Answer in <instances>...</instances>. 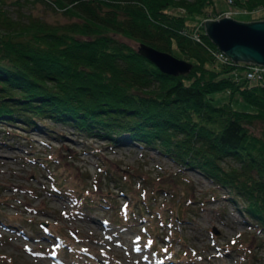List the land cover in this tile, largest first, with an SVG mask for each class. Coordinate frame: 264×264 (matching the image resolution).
<instances>
[{"label": "trees", "instance_id": "trees-1", "mask_svg": "<svg viewBox=\"0 0 264 264\" xmlns=\"http://www.w3.org/2000/svg\"><path fill=\"white\" fill-rule=\"evenodd\" d=\"M49 1L69 18L14 17L0 3V121L50 116L110 142L147 143L228 186L264 228V71L248 76L249 62L219 58L203 24L225 7L264 9V0ZM140 40L191 67L163 71L137 50ZM217 89L251 107L213 101ZM226 155L239 164L225 165Z\"/></svg>", "mask_w": 264, "mask_h": 264}, {"label": "rangeland", "instance_id": "rangeland-1", "mask_svg": "<svg viewBox=\"0 0 264 264\" xmlns=\"http://www.w3.org/2000/svg\"><path fill=\"white\" fill-rule=\"evenodd\" d=\"M0 3L14 17L69 18L49 0ZM210 93L251 107L238 92ZM242 207L228 186L142 141L110 142L50 116L0 121V264H264V228Z\"/></svg>", "mask_w": 264, "mask_h": 264}, {"label": "water", "instance_id": "water-1", "mask_svg": "<svg viewBox=\"0 0 264 264\" xmlns=\"http://www.w3.org/2000/svg\"><path fill=\"white\" fill-rule=\"evenodd\" d=\"M204 29L218 48L234 60L264 64V17L238 18L232 14L207 16ZM137 50L155 62L163 71L188 70L192 61L147 41L137 42Z\"/></svg>", "mask_w": 264, "mask_h": 264}, {"label": "built area", "instance_id": "built-area-1", "mask_svg": "<svg viewBox=\"0 0 264 264\" xmlns=\"http://www.w3.org/2000/svg\"><path fill=\"white\" fill-rule=\"evenodd\" d=\"M231 10V9H230ZM195 36L198 37V33L195 31ZM216 55L222 59H232L228 54L222 51L220 48L217 49ZM249 62V61H247ZM250 64L247 67V75L255 76L260 75L262 71H264V64L258 62H249Z\"/></svg>", "mask_w": 264, "mask_h": 264}, {"label": "bare ground", "instance_id": "bare-ground-1", "mask_svg": "<svg viewBox=\"0 0 264 264\" xmlns=\"http://www.w3.org/2000/svg\"><path fill=\"white\" fill-rule=\"evenodd\" d=\"M99 224V223H98ZM91 229V228H90ZM93 231H95V229H93Z\"/></svg>", "mask_w": 264, "mask_h": 264}]
</instances>
